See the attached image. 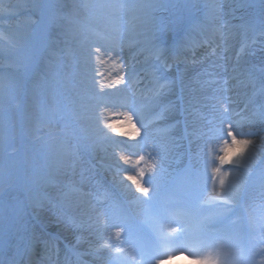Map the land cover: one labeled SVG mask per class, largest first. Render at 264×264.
I'll return each instance as SVG.
<instances>
[{
    "label": "snow or ice",
    "instance_id": "1",
    "mask_svg": "<svg viewBox=\"0 0 264 264\" xmlns=\"http://www.w3.org/2000/svg\"><path fill=\"white\" fill-rule=\"evenodd\" d=\"M229 7L230 15L242 13V22L225 32L219 28L223 5L216 0L203 5L196 0H32L36 18L22 30L10 26L0 42V166L6 178L15 176L40 189L39 194L26 191L17 211L55 209L65 228L88 234L87 254L99 264H124L125 257L136 264H166L176 256H191L194 244L207 249L194 257L197 264H256L257 257L264 264V66L257 68L247 59L257 44L264 50V0H234ZM192 9L203 16L187 23L178 45L165 47V34L184 24L185 13ZM81 12L103 22L107 31L80 25ZM125 25L136 30L137 51L147 54L150 79L143 87L140 72L126 60L127 72L114 78L93 62L96 56V63L103 65L97 55L102 48L119 61ZM209 30L221 31L222 43L213 55L228 48L233 32L242 46L231 73L192 77L185 53L206 42L194 34L207 36ZM73 46L79 49L78 58L60 63L64 56H74ZM222 58L227 64L228 56ZM180 62L184 71L176 67ZM192 63L199 59L193 57ZM114 107L127 109L121 115L137 125V136L129 140L139 151L131 155L124 153L133 144L114 140L111 124L101 120ZM81 120L88 123L81 131L90 130L98 138L92 151L104 149L114 162L109 166L113 186L133 198L119 199L109 188L103 202L95 193H80L84 202L91 204L95 197L97 203L72 222L67 208L79 191L72 187L74 178L79 175L78 183L86 187L92 171L82 167L84 155L78 151L83 138L76 135V126ZM243 121L256 130L241 131ZM22 140L27 142L23 150ZM220 140L209 189L207 155ZM235 144H243V151L225 159ZM176 160L180 166L172 168L169 162ZM126 165H133L135 173L128 174ZM226 166L229 170L222 171ZM11 187L6 179L0 192L7 194ZM49 189L57 195L50 196ZM113 235L124 246H113ZM79 243L77 237L61 249L51 234L33 237L23 249V264H38L41 247L40 260L68 264V253ZM154 248L158 256L152 255ZM15 255L5 247L8 264Z\"/></svg>",
    "mask_w": 264,
    "mask_h": 264
},
{
    "label": "bare ground",
    "instance_id": "2",
    "mask_svg": "<svg viewBox=\"0 0 264 264\" xmlns=\"http://www.w3.org/2000/svg\"><path fill=\"white\" fill-rule=\"evenodd\" d=\"M62 2L71 4L72 0H69V2H67L66 0H62ZM81 2H88V0H81ZM31 3H32V0H0V42H3L4 38L7 36V31L10 26L13 29L22 30L23 28L27 26L28 22L31 19L36 18L35 14L32 12L30 8ZM221 3L223 5L222 12L224 14L226 11H229V13L232 12V9L229 7L230 5H232L231 2L226 1L225 3L224 2H221ZM125 18L128 19L127 16ZM77 21L78 23H81L82 26H85L89 29H93L94 28L93 25L95 26L98 25L100 27L104 26L102 22L94 20L88 13H81L77 17ZM134 23L135 22H133V24ZM128 27L129 28L126 31L130 32L128 33L130 34V36L125 32V41H126L125 45H128L130 47L134 45L133 50L135 52L134 54H131L130 56L133 55L136 58L139 55H141L138 53L137 46L135 44V41L138 40L139 37L136 34V30L132 26L128 25ZM219 28L222 31L224 30L222 29L221 25H219ZM88 34L92 35L90 32ZM202 36L203 38L208 39L211 44L220 45L222 43L221 31L212 32L209 30L207 36H204V35ZM241 46L242 44L236 43V33L233 32L232 37L230 38V45L228 46V48L221 50V55L223 56L226 54L229 57L235 51V48H238ZM201 48H207L206 44L202 45ZM230 49H234V50H230ZM97 55L99 56L100 60L104 61L103 65L96 63V56L93 57V62L95 66L98 68V70L102 71L105 74V76L109 78H114L117 75H123L127 72L128 70L127 64H124V59L126 56L123 55V53L121 52V49H120L119 61H114L112 58L113 54L111 53L106 54L103 48L101 50V53ZM78 56H79V49H76L74 47V56H64L63 60L60 61V63L64 65L74 63V58H78ZM233 59L235 58L233 57ZM247 59L249 61L251 57H248ZM228 64H230L232 68L235 62L228 63ZM121 65H123V67H121ZM180 65H182V67H185L183 62H181ZM188 65H189L188 67L190 68L191 64L188 63ZM219 66H222V67H219ZM194 71L197 72L195 76L199 74H205L203 76L204 79H212L213 77L207 75L206 73H211L213 71H219L221 74H225V72L231 73L232 70L225 68L223 63H220V64L214 63L210 65L209 67L197 66L195 67ZM215 79L220 80L221 77L218 76V77H215ZM240 98L243 99V90L241 91ZM141 110L143 111V109ZM121 113H122V109H120V107L109 108V110L105 112L104 115L101 117V120L102 122L108 121L111 124L114 118H118L119 121L111 125H119L123 122V116L121 115ZM120 117H122V119H120ZM78 127L81 129L83 128L88 129L87 121L81 120ZM56 128L57 126L54 124L52 126V130ZM241 131L245 132V129L241 128ZM82 133L85 135L92 136V139L86 144L93 145L94 142H97L95 141V138H94L95 136L93 137L90 130L83 131ZM248 138L255 139L254 137H248ZM113 139H121V138L113 135ZM220 142L223 143L222 140L217 142V151L219 155L221 154V151H220L221 147H219ZM129 143H132L133 146L136 147L134 142H129ZM102 151H104V149H102ZM96 153L99 154L101 153V151L96 150ZM87 155L91 156L90 153L88 152H87ZM110 165L112 164H109V166ZM107 169L109 170V168ZM85 174L89 175L87 172ZM110 174L113 175V172L110 171ZM130 174L132 173L130 172ZM6 179L8 182L12 184V187L8 190L7 194L0 192V202L2 201L4 203V200L6 201V205L5 204L2 205L0 203V264H8V261L4 257V249L6 246L11 251H16V246L19 245L20 252L18 251L16 253L15 259L13 260L12 264L14 262L20 261L22 259V257L20 256H22L23 249L25 245L28 244V240L31 238L29 237L31 236V230L36 235L37 232H41V227H44L50 231L56 230L59 234L61 232L66 237L70 238L73 243H76L77 237H80V243L75 249L79 253L83 254L86 258L88 259L90 258L94 260L93 256L87 254L89 250V245L87 243V240L89 238L88 234L86 232L85 233L77 232L74 234L73 231H69L67 228H65L62 224L59 223L55 209L46 207L43 210L33 211L29 207H24L22 211H17L18 204L17 206H15V204H13L11 200H9V197L11 196V193L18 188V184L21 181L15 176H9L6 178L3 174L2 166H0V183H4ZM92 182L93 181L90 179V182L87 184L86 187L81 186L80 183L78 184V187H81L84 190V192H86V190H89V188L95 189L97 185L93 186ZM48 193L49 195L56 194L55 191L52 189H49ZM126 194L133 197L131 193H126ZM90 199H91V204L97 203L94 197H91ZM91 204L84 202L80 198L77 202H74L73 204H71V206L67 208L71 221L77 222L85 213H90ZM27 217L32 218L33 220L31 222H28ZM110 243L113 244L114 242L111 240ZM136 255L137 257H139L138 252L136 253ZM187 259L191 262V264H195L189 258ZM128 260H130V258L128 257L124 258L125 262H128Z\"/></svg>",
    "mask_w": 264,
    "mask_h": 264
},
{
    "label": "rangeland",
    "instance_id": "3",
    "mask_svg": "<svg viewBox=\"0 0 264 264\" xmlns=\"http://www.w3.org/2000/svg\"><path fill=\"white\" fill-rule=\"evenodd\" d=\"M227 0H216V2H219V3H221V2H226ZM196 2L197 3H199V4H201V5H203L204 3H212L213 2V0H196ZM228 2H231V3H234V0H228ZM193 14H192V13ZM83 13H86V12H83ZM192 14V16L193 17H195V16H203V13L201 12V13H199L196 9H192L190 12H187V13H185V23L186 22H188L189 21V16H191V14ZM254 15L255 14H258V10L255 12V13H253ZM163 15V14H162ZM241 16H242V13L241 12H239V11H237V12H235V13H233V14H229V11H226L225 12V14H224V23H222V24H220L221 26H222V29H224L225 31H227V29L229 28V27H232L233 29H235L237 26H239L240 24H241ZM185 23L184 24H180L179 26H177V27H175L174 28V30L173 31H170V32H168V33H166V35H165V37H171L172 35H175V34H177V35H182L183 36V34H184V30H185V28L187 27L186 25H185ZM187 24V23H186ZM186 26V27H185ZM227 29H226V28ZM223 30V31H224ZM130 36V35H129ZM171 40H173L174 39V37H172V38H170ZM165 41V40H164ZM130 47L129 46H125V47H123L122 48V50H123V52H124V54L126 53V54H130V52H128V49H129ZM215 49V48H214ZM212 51H213V49L211 50V49H209L207 52H201V53H199V55H203V56H205V60H207V62H209L210 60L211 61H218V62H220V63H223L224 64V66H225V68H227V69H230V70H232V68H231V66H230V64H228V63H233V62H235V59H233L232 58V56H233V53L228 57V63L227 64H225V61H224V59L222 58V57H220L219 56V54L218 55H213L212 54ZM240 51V48L237 50V51H235V53L236 52H239ZM191 51L190 50H188L187 52H186V56H187V58H191V54H189ZM230 53V52H229ZM226 55V54H225ZM224 55V56H225ZM250 56H252V58L248 61V63L250 64V65H255L257 68H259V67H261V66H264V50H262L261 49V47H260V45L259 44H257V46H256V49H255V52H254V54H252V55H250ZM205 63V62H204ZM142 64H144V62L142 63ZM139 66V65H138ZM136 67H137V65H136ZM195 73L193 72V71H190V75L191 76H193ZM120 119H122V117H120ZM119 121V119L118 118H114L113 120H112V122H111V124H113V123H115V122H118ZM245 127V129H247L248 131H250V132H252V130H254L255 128H253V127H251V126H249V124H248V122H246V126H244ZM110 135H112L111 133H109ZM71 145L72 146H75V142L74 141H71ZM27 146V142L25 141V147ZM111 160V159H110ZM77 177H78V175H77ZM77 193H78V191H77ZM74 194H76V193H74ZM79 196H76V195H73V200H75L76 198H78ZM73 202V201H72ZM39 255H41V254H39ZM38 255V256H39ZM38 259V258H37ZM38 263H41V264H46L44 261H41L40 259H38Z\"/></svg>",
    "mask_w": 264,
    "mask_h": 264
},
{
    "label": "clouds",
    "instance_id": "4",
    "mask_svg": "<svg viewBox=\"0 0 264 264\" xmlns=\"http://www.w3.org/2000/svg\"><path fill=\"white\" fill-rule=\"evenodd\" d=\"M112 132L116 136L120 137L121 142L129 143V138L137 136V125L132 122L131 119L123 117V122L119 125H111ZM243 144H235L230 148L225 156V159L235 154H239L243 151ZM166 264H191V262L184 256H177L172 260L166 262Z\"/></svg>",
    "mask_w": 264,
    "mask_h": 264
}]
</instances>
